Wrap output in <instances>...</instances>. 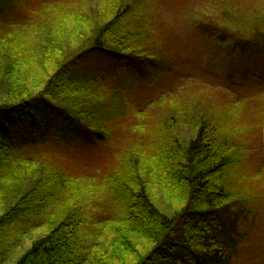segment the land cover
I'll return each instance as SVG.
<instances>
[{
    "label": "trees",
    "instance_id": "obj_1",
    "mask_svg": "<svg viewBox=\"0 0 264 264\" xmlns=\"http://www.w3.org/2000/svg\"><path fill=\"white\" fill-rule=\"evenodd\" d=\"M105 2L93 18L80 4L60 11L59 19L40 17L42 25L31 31V36L34 31L43 38L35 48L19 51L15 43L6 44L15 32L9 39L0 38V264H226L233 250L228 245L231 233L224 226L232 207L224 179L227 167L236 160L230 153L236 144L219 143L211 135V125L201 124L200 119L195 120L193 138L175 142L177 124L192 120L189 107L183 112L171 109L162 131L167 135L154 136L150 129L159 124L158 118L149 123L145 112L136 113L134 124L124 116L116 91L113 95L98 91L97 83L115 84L127 78L133 83L142 75L153 81L172 70L166 65L167 50L151 49L156 43L140 20L148 4ZM67 19L80 20L71 29V41L62 31ZM211 22L197 31L213 37L216 47L228 54L212 65L213 75H221L220 67L229 66L224 80L243 81L245 74L239 73L241 78L233 70L245 65V57L254 63L264 53V24L227 32L225 25L219 28L218 22ZM84 35H89L88 41L74 38ZM209 50L208 46L198 52L204 70ZM91 59L95 64L82 71L79 66ZM119 128L127 136L136 130L143 139L141 146L137 142L125 146ZM64 134L92 155L109 151L102 163L107 169L104 176L79 182L62 169L71 162L62 144ZM55 141L62 151L51 149L49 144ZM147 142H166L174 152L166 150L159 156L147 151ZM36 148H44V153H33ZM138 179L153 182L141 184ZM84 182L96 185L110 200L108 213H94L92 218L86 205L76 204ZM172 188L182 193L184 204L165 213L153 193ZM240 209L241 204L233 211ZM29 216L41 222L27 224L19 234L17 228L32 221ZM31 228L45 231L29 236L26 247L19 246L17 242L28 237Z\"/></svg>",
    "mask_w": 264,
    "mask_h": 264
},
{
    "label": "rangeland",
    "instance_id": "obj_2",
    "mask_svg": "<svg viewBox=\"0 0 264 264\" xmlns=\"http://www.w3.org/2000/svg\"><path fill=\"white\" fill-rule=\"evenodd\" d=\"M81 1L84 3H80ZM105 1L0 0V38L9 39L10 34L15 32L16 34H12L13 36L6 41V44L15 43L19 51L23 48H35L43 38L37 36L34 31L31 36V31L36 25H42L40 17L54 16L59 19L60 11L80 4L88 13L87 15L93 18L99 11L98 9L105 8ZM141 2L148 4L140 20L146 26L148 25L151 41L156 43L151 46V49L155 52L161 49L167 50L164 57L169 59L166 65L172 70L160 73L153 81H147L148 77L142 75L135 77L136 81L133 83L128 78L123 81L119 80L115 84L97 83L100 89L98 91L101 93L104 91L106 95H113L116 91L120 97L118 98L119 104L124 109V116L134 124L137 121L134 118L136 113L145 112L149 123L153 120L157 121L158 118L159 124L156 127L151 126L153 128L150 129L154 136L156 134L167 135V132L162 131L165 129V123L169 124L167 113L172 111L171 109L175 108L183 112L189 107L192 120L190 119L191 121H188L190 124H184V126L181 124L182 121L177 124L178 128L175 132L178 140L175 139V142L193 138L195 120L200 119L201 124L211 125L213 129L211 135L219 143L227 140L231 144H236L230 152L235 155L236 160L227 167L224 179L229 194L228 207H232L229 209L232 211L230 219L226 220L228 222L224 226L231 233L228 235V245L233 250L226 264H264V53L258 50L260 55L254 63L247 62L245 57V65L241 64L240 68L233 70L236 71V74L232 73L233 75L245 74L243 78L241 76L243 81L237 79L241 81L237 83L238 81L234 82L232 79L224 80L226 79L225 72L229 71L227 68L231 67H225L226 71L220 67L221 75H213L211 68L212 65H218L219 61L225 60L224 56L228 54L216 47L213 37L197 31L201 24L212 23V20L218 22L216 24L219 28L225 25L227 32H237V29L242 26L249 30L256 22L264 24L262 22L264 20V0H141ZM134 18L137 19L136 16L131 17V19ZM79 21L78 19L65 21L62 26L63 35L66 34L65 38L73 39L70 32L71 29H76ZM241 31L244 30L241 29ZM74 38L80 42L84 39L83 42H85L88 41L89 35ZM208 46L210 47L209 54H206L203 59L207 66L204 70L199 66L201 59L198 52L203 49L206 51ZM77 47L72 48L77 50ZM92 64H95V60H87L79 68L87 72L88 67L93 66ZM120 84L122 87L130 86L126 89H115ZM117 130L119 136L124 137L125 146L133 147L136 142L141 146L143 139L135 132L136 130H131L134 137L127 136L123 128ZM62 138L66 142L62 143L65 145V153L71 156L70 164L62 169L78 177L79 182L89 179L88 177L104 176V170L107 169L103 168L102 163L109 157L107 149L106 152L102 149L101 152L92 155L68 134H64ZM57 143L59 142L50 143L51 149L56 152L62 151L60 144L55 145ZM157 143L147 142V151L155 154L157 152L159 156L164 155L166 150L174 152L173 148H167L169 145L166 142L162 145ZM33 153L43 154L44 148H36ZM145 176L148 177L149 174ZM139 181L141 184L153 182ZM81 185L85 189L81 191L82 195L76 198V204L79 201L86 205L85 210L92 212V218H95V215L108 213L110 200L102 197L105 195L98 191L99 188L95 185L96 192L95 186L91 187L87 182ZM24 186L27 187L28 184L25 183ZM154 192V202L165 213L176 212L184 204L183 195L177 189L172 188L168 192L157 189ZM240 204L242 209L234 212L233 209L240 207ZM7 205H10V201ZM99 209L101 212L98 211ZM245 209L249 211L246 214L243 213ZM226 217L223 216L222 219L225 221ZM30 219L32 221L27 222L26 220L22 227L17 228L18 233L23 232L22 228L25 229L27 224L41 222L40 218L30 217ZM44 231L31 228L28 237L17 243L19 246L26 247L28 241L25 240H28L29 236H37ZM237 241L240 242L237 243ZM15 251H17V246ZM2 252L4 254L5 249Z\"/></svg>",
    "mask_w": 264,
    "mask_h": 264
}]
</instances>
